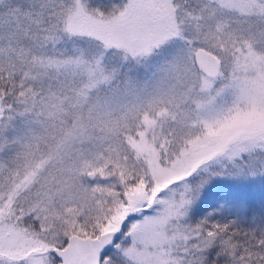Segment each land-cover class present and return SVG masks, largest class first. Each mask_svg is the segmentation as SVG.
I'll use <instances>...</instances> for the list:
<instances>
[{
  "label": "snow or ice",
  "instance_id": "1",
  "mask_svg": "<svg viewBox=\"0 0 264 264\" xmlns=\"http://www.w3.org/2000/svg\"><path fill=\"white\" fill-rule=\"evenodd\" d=\"M0 264H264V0H0Z\"/></svg>",
  "mask_w": 264,
  "mask_h": 264
}]
</instances>
